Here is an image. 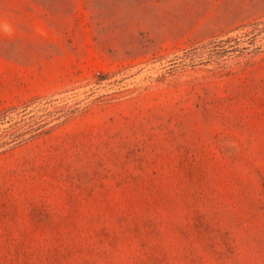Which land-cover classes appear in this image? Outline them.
Returning <instances> with one entry per match:
<instances>
[{
  "label": "rangeland",
  "instance_id": "1",
  "mask_svg": "<svg viewBox=\"0 0 264 264\" xmlns=\"http://www.w3.org/2000/svg\"><path fill=\"white\" fill-rule=\"evenodd\" d=\"M0 264H264V0H0Z\"/></svg>",
  "mask_w": 264,
  "mask_h": 264
}]
</instances>
